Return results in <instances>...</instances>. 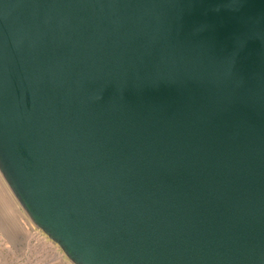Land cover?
<instances>
[{
	"label": "water",
	"instance_id": "water-1",
	"mask_svg": "<svg viewBox=\"0 0 264 264\" xmlns=\"http://www.w3.org/2000/svg\"><path fill=\"white\" fill-rule=\"evenodd\" d=\"M0 171L75 264H264V0H0Z\"/></svg>",
	"mask_w": 264,
	"mask_h": 264
},
{
	"label": "rangeland",
	"instance_id": "rangeland-1",
	"mask_svg": "<svg viewBox=\"0 0 264 264\" xmlns=\"http://www.w3.org/2000/svg\"><path fill=\"white\" fill-rule=\"evenodd\" d=\"M0 192L14 210L7 216L0 202V264H75L62 247L33 222L1 171ZM18 207L24 212L23 218ZM26 220H30L29 229L23 225Z\"/></svg>",
	"mask_w": 264,
	"mask_h": 264
},
{
	"label": "bare ground",
	"instance_id": "bare-ground-1",
	"mask_svg": "<svg viewBox=\"0 0 264 264\" xmlns=\"http://www.w3.org/2000/svg\"><path fill=\"white\" fill-rule=\"evenodd\" d=\"M4 180V179H2ZM7 185V184H6ZM10 187V186H9ZM11 188V187H10ZM12 190V189H11ZM14 193V192H13ZM4 194V193H3ZM12 194V193H11ZM5 195V194H4ZM16 196V195H15ZM15 200V199H14ZM0 202H1V207H3L2 209H4L7 213V216L9 213L13 212V208H12V205L7 201V198L5 199L2 195H1V192H0ZM20 207V206H19ZM18 207V211H19V215H20V218L24 217V212H22V210ZM16 208V207H15ZM4 215V214H3ZM26 219V218H25ZM21 222V221H20ZM26 228H31V223H30V220H26V222H24L23 224ZM35 233V232H34Z\"/></svg>",
	"mask_w": 264,
	"mask_h": 264
}]
</instances>
